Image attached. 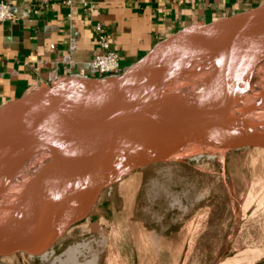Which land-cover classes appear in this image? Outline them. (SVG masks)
Returning <instances> with one entry per match:
<instances>
[{
  "label": "crops",
  "instance_id": "1",
  "mask_svg": "<svg viewBox=\"0 0 264 264\" xmlns=\"http://www.w3.org/2000/svg\"><path fill=\"white\" fill-rule=\"evenodd\" d=\"M4 1L14 20L0 23V107L61 83L70 71L86 74L98 52L96 23L109 33L124 71L182 28L264 7V0H72L45 6L37 0ZM83 2L94 4V12L87 14ZM67 55L70 67L63 63ZM253 148L227 157L229 184L240 185V192L237 213L222 219L202 205L175 220L146 223L132 213L140 185H119L122 180L101 202L100 193L81 230L106 231L101 264H264V150ZM221 236L228 244L219 253ZM23 255L13 251L3 258Z\"/></svg>",
  "mask_w": 264,
  "mask_h": 264
},
{
  "label": "bare ground",
  "instance_id": "2",
  "mask_svg": "<svg viewBox=\"0 0 264 264\" xmlns=\"http://www.w3.org/2000/svg\"><path fill=\"white\" fill-rule=\"evenodd\" d=\"M227 34L220 28L205 33L198 41L197 56L179 66L175 72L180 76L166 86L145 81L123 91L99 124L102 129L114 126V131L91 146L79 171L85 165L86 169L121 155L126 156L127 161L144 157L176 161L189 158L187 153L197 156L208 154L223 163L226 152L241 147L236 143L217 141L220 137L250 140L256 144L254 146H264L263 61L254 71L253 76L258 80L253 86L248 85L235 97L191 114L183 125V135L171 140L168 145L157 149L145 147L157 117L175 93L199 92L217 77L226 76L231 71L243 39ZM85 83L72 80L64 88L40 94L18 110L11 111L0 122V228L5 230L7 253L26 249L30 245L32 221L50 205L49 202L72 206L76 201L78 191L61 188L50 193L49 202L42 196L35 197L31 206L38 201L40 204L26 210L30 207L27 202L32 185L57 149L58 138L52 141L49 133L58 127L56 116L69 110L71 101ZM209 129L216 132L211 136H197ZM82 214L75 216L74 221L79 220L77 218ZM64 225L60 221L45 222L41 238L47 242L59 235ZM77 253L76 248L67 250L66 258L71 264L90 263H76Z\"/></svg>",
  "mask_w": 264,
  "mask_h": 264
},
{
  "label": "water",
  "instance_id": "3",
  "mask_svg": "<svg viewBox=\"0 0 264 264\" xmlns=\"http://www.w3.org/2000/svg\"><path fill=\"white\" fill-rule=\"evenodd\" d=\"M213 28H220L235 39H243L239 52L226 76L217 77L199 92L175 93L160 112L149 132L145 147L157 149L168 145L171 140L183 135V125L191 114L231 99L248 86L255 69L264 61V7L236 13L235 16L222 18L214 24L196 23L180 29L155 44L146 55L127 67L119 76L85 81L84 88L71 101L69 110L59 117L56 116V126L61 128H54L49 133L52 141L58 138L57 149L50 163L32 185L27 204L31 206L33 199L41 196L49 202L50 193L61 188L78 191V194L72 206L49 202L50 205L32 221L29 231L30 257L41 255V234L45 222H64L59 237L61 238L78 221H74L75 216L89 212L101 192L110 189L145 165L158 162L129 163L126 156L121 155L94 164L81 174L79 171L91 146L114 131V126L102 129L99 124L115 99L126 89L141 82L150 81L166 86L169 81L180 76L175 70L197 56L199 39ZM69 82L43 87L20 100L3 105L0 107V122L27 101L45 92L64 88ZM215 132V129H209L197 136H211ZM217 141L236 143L246 151L254 150L252 146L256 145L250 140L244 141L235 137H220ZM262 148L264 150V146ZM4 234L5 230L0 228V261L11 262L12 258H3L7 253Z\"/></svg>",
  "mask_w": 264,
  "mask_h": 264
},
{
  "label": "rangeland",
  "instance_id": "4",
  "mask_svg": "<svg viewBox=\"0 0 264 264\" xmlns=\"http://www.w3.org/2000/svg\"><path fill=\"white\" fill-rule=\"evenodd\" d=\"M257 80V77H253L248 85L253 86ZM253 147L263 149V146ZM243 152L246 150L242 148L229 150L225 153L223 163L218 162L215 156L208 154L197 156L193 153H187L189 158L176 161H165L160 157L130 160L129 163L136 164L150 161L158 162L149 163L131 173L119 185L132 181L135 185H140L132 213L141 215L146 223H152L154 220H161L162 222L169 219L175 220L181 214L194 212L202 205H209L210 209L213 207L222 219L237 213L240 192V185L229 184L227 157L233 153L239 155ZM85 167L86 165L80 174L85 170ZM108 191L109 189L101 192L99 202L104 199ZM39 204L38 201L26 210L33 209ZM85 215L86 213L83 212L77 219L83 218L73 223L61 238H59L61 233L50 238L47 242L41 238V242H44L40 246L41 255L30 257L29 245L26 249L14 251L16 253L22 252L24 255L11 257V262L7 261L6 264H71L66 258V252L70 248L77 249L76 263L101 264L107 251L105 246L106 231L83 232L81 226L84 225ZM220 224L222 226L223 222L221 221ZM218 241L219 253H222L228 244L227 237L221 236ZM52 243L55 244L51 247Z\"/></svg>",
  "mask_w": 264,
  "mask_h": 264
},
{
  "label": "built area",
  "instance_id": "5",
  "mask_svg": "<svg viewBox=\"0 0 264 264\" xmlns=\"http://www.w3.org/2000/svg\"><path fill=\"white\" fill-rule=\"evenodd\" d=\"M42 5H47L55 1H62L65 5H70L72 0H37ZM82 6L87 14H91L95 10V5L88 2H83ZM0 13H3V18L0 19V23L5 21L14 20V15L10 10V6L4 0H0ZM93 33L95 36L96 45L98 52L93 58L87 63V73H83L80 70L70 71L68 77L62 81H72V80H103L119 76L123 69L119 63V56L111 45V39L109 33L106 29L99 23L93 26ZM74 50L73 39L70 42L69 52L72 53ZM63 63L67 67L72 65V60L69 55L63 58ZM56 64V62H55ZM54 75H56L54 71Z\"/></svg>",
  "mask_w": 264,
  "mask_h": 264
},
{
  "label": "clouds",
  "instance_id": "6",
  "mask_svg": "<svg viewBox=\"0 0 264 264\" xmlns=\"http://www.w3.org/2000/svg\"><path fill=\"white\" fill-rule=\"evenodd\" d=\"M3 18V13H0V19H2Z\"/></svg>",
  "mask_w": 264,
  "mask_h": 264
}]
</instances>
